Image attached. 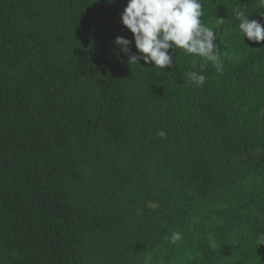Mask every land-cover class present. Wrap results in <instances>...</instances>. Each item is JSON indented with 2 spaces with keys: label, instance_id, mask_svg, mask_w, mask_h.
Here are the masks:
<instances>
[{
  "label": "trees",
  "instance_id": "16d2710c",
  "mask_svg": "<svg viewBox=\"0 0 264 264\" xmlns=\"http://www.w3.org/2000/svg\"><path fill=\"white\" fill-rule=\"evenodd\" d=\"M127 3L0 0V264H264V41L234 16L264 9L201 0L222 70H161L115 46Z\"/></svg>",
  "mask_w": 264,
  "mask_h": 264
},
{
  "label": "clouds",
  "instance_id": "9594fccd",
  "mask_svg": "<svg viewBox=\"0 0 264 264\" xmlns=\"http://www.w3.org/2000/svg\"><path fill=\"white\" fill-rule=\"evenodd\" d=\"M256 5L258 9H264V0H256ZM203 7L201 0H128L121 21L134 35L136 51L132 50V41L121 36L116 37L115 46L130 58V64L140 65L143 60L152 68L165 70L173 66V56L177 59L179 51L185 57H192L193 69L196 68V58H199L204 65L211 64L218 71L222 70L216 41L225 19L216 17L209 25L201 19L205 15ZM258 12L264 18V11ZM250 15L243 7L234 9L239 32L249 42L264 41L262 20H250ZM187 80L200 87L204 85L206 76L191 70L187 72ZM181 238V233L176 231L165 237L171 244ZM254 243L257 247L264 245V233L258 234ZM145 264L149 261L146 260Z\"/></svg>",
  "mask_w": 264,
  "mask_h": 264
}]
</instances>
